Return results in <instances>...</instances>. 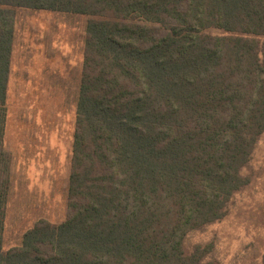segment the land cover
<instances>
[{
    "label": "trees",
    "instance_id": "trees-1",
    "mask_svg": "<svg viewBox=\"0 0 264 264\" xmlns=\"http://www.w3.org/2000/svg\"><path fill=\"white\" fill-rule=\"evenodd\" d=\"M19 9L81 15L67 215L3 247ZM264 131V0H0V264H200Z\"/></svg>",
    "mask_w": 264,
    "mask_h": 264
},
{
    "label": "rangeland",
    "instance_id": "rangeland-1",
    "mask_svg": "<svg viewBox=\"0 0 264 264\" xmlns=\"http://www.w3.org/2000/svg\"><path fill=\"white\" fill-rule=\"evenodd\" d=\"M85 20L46 10L16 13L4 138L12 154L4 249L18 245L38 220L58 224L67 215ZM242 171L249 182L234 193L225 215L186 237L187 249H210L200 264H264V131Z\"/></svg>",
    "mask_w": 264,
    "mask_h": 264
},
{
    "label": "crops",
    "instance_id": "crops-1",
    "mask_svg": "<svg viewBox=\"0 0 264 264\" xmlns=\"http://www.w3.org/2000/svg\"><path fill=\"white\" fill-rule=\"evenodd\" d=\"M47 11V10H46ZM47 12H53V11H47ZM15 46H13L12 48V53H11V62H10V73H9V77H8V84H7V98H8V93H9V83L11 80V76H12V67H13V53H14V48ZM31 84H33V82L30 81ZM7 114H8V110H7ZM6 123H7V119H6ZM5 132H6V126H5ZM4 138H5V134H4ZM4 145H5V140H4Z\"/></svg>",
    "mask_w": 264,
    "mask_h": 264
}]
</instances>
